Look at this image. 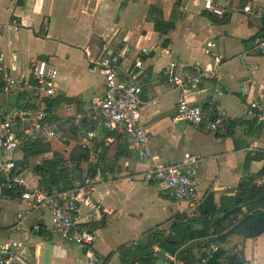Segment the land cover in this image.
<instances>
[{"label":"crops","instance_id":"crops-1","mask_svg":"<svg viewBox=\"0 0 264 264\" xmlns=\"http://www.w3.org/2000/svg\"><path fill=\"white\" fill-rule=\"evenodd\" d=\"M207 1L223 6L225 16L213 14ZM263 10L264 0H0V52L10 76L30 79L39 60L57 69V96L42 104L31 90L14 95L0 90L7 114L44 107L58 122L56 137L27 145L14 158L31 186L42 187V173L54 187L55 169H62L60 187L93 180L79 213L95 234V264H142L137 248L150 240L153 264L158 258L169 264L166 247L189 234L195 238L174 252L182 260L183 255L196 258L212 243L225 251L215 264H264V232L244 238L230 231L236 220H222L234 208L240 184L264 172V125L243 115L250 99L264 98V56L253 44L264 32ZM211 53L220 61L206 70L214 62ZM116 54L117 75L133 77L142 88L147 160L127 135L96 130L86 120L70 121L66 113L67 106L84 110L104 94L98 61ZM172 60L181 71H203L188 97L201 107L203 124L173 120L178 91L164 73ZM243 83L249 94L242 92ZM221 114L220 126L208 129L206 122ZM253 143L260 150L254 156ZM185 158H191L198 180L193 204L169 197L144 177L154 165ZM6 191L0 185V254L17 240L25 243L28 264H46L47 246V264H87L86 247L52 233L48 205L31 206L17 190Z\"/></svg>","mask_w":264,"mask_h":264},{"label":"built area","instance_id":"built-area-1","mask_svg":"<svg viewBox=\"0 0 264 264\" xmlns=\"http://www.w3.org/2000/svg\"><path fill=\"white\" fill-rule=\"evenodd\" d=\"M207 9L217 16H224L226 10L213 2L205 3ZM264 13V10L262 11ZM18 26L14 25L13 30ZM2 35L0 33V40ZM257 52L264 56V35L258 34L253 38ZM213 46V43L210 44ZM215 56L214 53H211ZM5 55L0 52V90L7 95H14L31 90L38 104L46 99L57 96L55 80L57 69L45 60H39L31 70V78L20 80L10 76L4 64ZM120 55L104 56L98 61L104 74L105 91L100 97L94 98L84 110H75L72 106L66 107L70 121L86 120L91 122L96 130H107L111 133H122L133 141L139 156L147 160L151 154L147 147L148 130L142 123L140 112L141 86L131 78L117 75V65ZM219 57H214L213 64L206 66V70L215 69ZM164 73L170 78L173 87L178 91L177 106L173 120L186 121L199 125L204 123V116L199 105L188 101L191 87L201 83L203 71L196 72L179 69L175 60L169 61ZM242 92L249 94L248 84H242ZM223 115L207 121L210 130H216L223 122ZM243 115L254 118L264 125V98H252L243 110ZM58 122L51 118V114L44 107H39L18 115L7 114L0 106V185L6 190H17L21 200L35 206L39 203L48 205L50 211L53 234L63 237L68 242L87 248V264H95L91 254L95 242V234L80 222L79 207L86 202L85 194L94 185L91 178L73 184L63 189L31 186L21 172L14 154L17 150L33 142L49 140L57 136ZM92 132H88L91 137ZM251 155L260 150L253 143L249 146ZM264 153V150H262ZM191 158L183 162L169 165H154L144 172V177L156 185L166 189L168 196L180 201L195 202L198 180L195 165ZM253 183L256 186L264 185V172L257 176ZM194 206V205H193ZM28 211L20 213L17 218L25 217ZM199 214V212H197ZM25 243L11 240L2 248L0 264H28L22 251ZM216 247L209 243L203 254L194 264H208L209 257ZM165 259L169 264H184L175 253L166 252Z\"/></svg>","mask_w":264,"mask_h":264},{"label":"trees","instance_id":"trees-1","mask_svg":"<svg viewBox=\"0 0 264 264\" xmlns=\"http://www.w3.org/2000/svg\"><path fill=\"white\" fill-rule=\"evenodd\" d=\"M262 18L264 20V13L262 15ZM261 34L264 35V32H262ZM36 143H39V142L30 143L29 146H31L32 144H36ZM62 174H63L62 169L54 170V175H55L54 188H59V189L66 188V186L60 187L58 184L57 176L62 178ZM40 182L43 184L41 186L44 188H47V189L53 188L48 185L49 183L47 182V176H45V174L41 173ZM4 190L6 189L4 188ZM7 191H10V190H7ZM235 201L236 203H235L234 208L230 210L229 212H227L224 215V217H222L223 218L222 220H225V219L236 220V224L232 227L230 231L236 232L242 235V237L244 238L257 237L261 233H263L264 232V185L256 186L253 183L252 178L245 179L239 186V192L236 195ZM239 215L241 217L240 219L237 218ZM216 221L219 222L220 220H216ZM194 238H195V235H192V234H189L187 237L184 236V238L180 241L181 242L180 244H182L183 242L187 240H191ZM153 243L154 242L150 240L146 244L141 245L137 248V251H138L137 253L142 255V260H141L143 262L142 264H153L154 255L151 249V246ZM166 244L167 243L165 242V243H162L161 245H163V247H166ZM180 244H175V246H167L166 249L174 253ZM224 254H225V251L217 247L215 251L211 253L209 260H208V264H215V262L220 257H222ZM199 256L194 258L193 256L188 257L186 255H183L182 258L184 260V264H194Z\"/></svg>","mask_w":264,"mask_h":264},{"label":"water","instance_id":"water-1","mask_svg":"<svg viewBox=\"0 0 264 264\" xmlns=\"http://www.w3.org/2000/svg\"><path fill=\"white\" fill-rule=\"evenodd\" d=\"M49 251H50V247L47 246L46 253H45V261H46V264L48 263ZM155 264H165V263L163 262L162 259H159V258H158V259L156 260Z\"/></svg>","mask_w":264,"mask_h":264}]
</instances>
